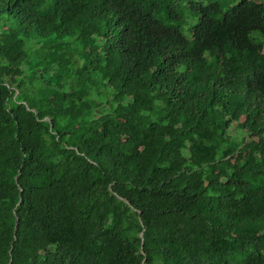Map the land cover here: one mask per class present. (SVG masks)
<instances>
[{
	"label": "trees",
	"instance_id": "1",
	"mask_svg": "<svg viewBox=\"0 0 264 264\" xmlns=\"http://www.w3.org/2000/svg\"><path fill=\"white\" fill-rule=\"evenodd\" d=\"M0 264H264V0H0Z\"/></svg>",
	"mask_w": 264,
	"mask_h": 264
}]
</instances>
